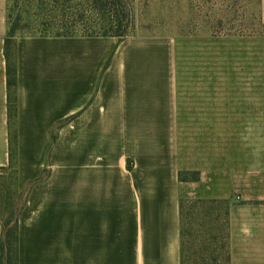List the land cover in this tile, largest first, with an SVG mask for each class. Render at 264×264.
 <instances>
[{
	"label": "crops",
	"instance_id": "0c3cea01",
	"mask_svg": "<svg viewBox=\"0 0 264 264\" xmlns=\"http://www.w3.org/2000/svg\"><path fill=\"white\" fill-rule=\"evenodd\" d=\"M6 35L0 0L1 176ZM152 42L15 38L18 264H180L181 200L264 204V44L213 77L178 70L170 42L162 67Z\"/></svg>",
	"mask_w": 264,
	"mask_h": 264
},
{
	"label": "rangeland",
	"instance_id": "374dc122",
	"mask_svg": "<svg viewBox=\"0 0 264 264\" xmlns=\"http://www.w3.org/2000/svg\"><path fill=\"white\" fill-rule=\"evenodd\" d=\"M6 18L15 37L99 35L109 29L105 20H114L112 30L123 34L117 40L153 41L145 45V53L158 54L162 67L167 66L170 42L178 70H201L213 77L217 71L226 75L235 69L233 64L246 70L248 60L250 68L257 67L254 62L258 64L264 44L260 0H6ZM243 36L254 40L236 39ZM253 50L254 62L247 54ZM9 186L0 180V194L10 193ZM22 198L10 196L12 210L21 206ZM260 205H207L199 264H264ZM2 212L0 218L6 216Z\"/></svg>",
	"mask_w": 264,
	"mask_h": 264
},
{
	"label": "trees",
	"instance_id": "16d2710c",
	"mask_svg": "<svg viewBox=\"0 0 264 264\" xmlns=\"http://www.w3.org/2000/svg\"><path fill=\"white\" fill-rule=\"evenodd\" d=\"M101 0H92L98 4ZM108 24V30H104L99 35H82V36H112L118 39L123 38V34L112 30L114 20H105ZM53 36H73L68 34H56ZM15 34L14 27L7 23V35L4 40V58L7 85V112H8V128H9V163L6 175H0V180L9 182L10 193L1 195L0 210L6 212L5 217L0 218V264H18V234H17V218L22 209L24 202V194L18 192L15 188V136L13 134L14 119V90H15ZM4 184V183H3ZM23 195L21 206L12 210V200L10 196ZM221 204L228 205L227 201L216 200H181L179 202V236H180V264H199L203 246H202V230L205 226L203 220L204 209L207 205ZM2 212V213H4Z\"/></svg>",
	"mask_w": 264,
	"mask_h": 264
}]
</instances>
